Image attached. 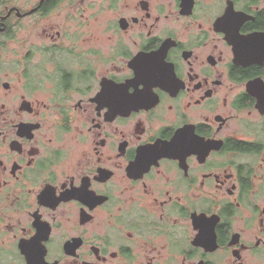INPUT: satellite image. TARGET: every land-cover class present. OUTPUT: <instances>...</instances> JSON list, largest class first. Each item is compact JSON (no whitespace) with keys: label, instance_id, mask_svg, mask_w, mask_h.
<instances>
[{"label":"flooded vegetation","instance_id":"flooded-vegetation-1","mask_svg":"<svg viewBox=\"0 0 264 264\" xmlns=\"http://www.w3.org/2000/svg\"><path fill=\"white\" fill-rule=\"evenodd\" d=\"M262 32L264 0H0V264H264Z\"/></svg>","mask_w":264,"mask_h":264},{"label":"water","instance_id":"water-1","mask_svg":"<svg viewBox=\"0 0 264 264\" xmlns=\"http://www.w3.org/2000/svg\"><path fill=\"white\" fill-rule=\"evenodd\" d=\"M226 19V17H221V19L217 20L216 22V27L218 30H222L221 26L226 27L227 23H224V20ZM226 31V30H224ZM256 37V48L258 49V53L259 56L263 59L264 58V32H262L261 34H255ZM260 107H264V99L260 100Z\"/></svg>","mask_w":264,"mask_h":264},{"label":"rangeland","instance_id":"rangeland-1","mask_svg":"<svg viewBox=\"0 0 264 264\" xmlns=\"http://www.w3.org/2000/svg\"><path fill=\"white\" fill-rule=\"evenodd\" d=\"M102 24H103V20H97L95 26L96 27H101Z\"/></svg>","mask_w":264,"mask_h":264}]
</instances>
